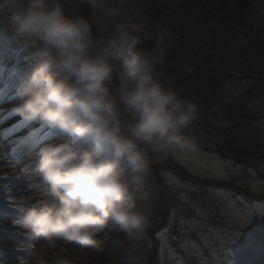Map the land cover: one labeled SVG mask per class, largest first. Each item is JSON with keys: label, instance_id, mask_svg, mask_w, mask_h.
I'll list each match as a JSON object with an SVG mask.
<instances>
[{"label": "clouds", "instance_id": "clouds-1", "mask_svg": "<svg viewBox=\"0 0 264 264\" xmlns=\"http://www.w3.org/2000/svg\"><path fill=\"white\" fill-rule=\"evenodd\" d=\"M0 23L34 48L5 108L29 127L38 156L32 174L58 201L37 208L31 197L18 200L12 223L27 239L20 264H70L73 253L99 252L96 237L113 231L144 239L153 164L199 151V108L160 71L170 33L153 37L130 0H0ZM42 129L63 138L43 139Z\"/></svg>", "mask_w": 264, "mask_h": 264}, {"label": "rangeland", "instance_id": "rangeland-1", "mask_svg": "<svg viewBox=\"0 0 264 264\" xmlns=\"http://www.w3.org/2000/svg\"><path fill=\"white\" fill-rule=\"evenodd\" d=\"M236 1L130 0V12L142 18L153 37L170 33L160 71L181 96L197 104V121L208 129L199 133L198 152L151 168L150 234L158 242L156 261L148 235L129 242L113 231L96 237L99 252L73 253L70 264L264 263V29L259 30L264 11L244 36L229 9ZM65 6L89 16L84 5ZM238 37L248 44L238 46ZM145 47H154V39ZM33 51L0 23V253L19 264L27 239L12 223L18 218V200L31 197L29 206L37 208L58 204L31 175L38 156L29 127L5 108L18 78L33 66ZM226 77V83L214 87ZM198 88V94L189 95ZM40 136L63 138L48 129Z\"/></svg>", "mask_w": 264, "mask_h": 264}, {"label": "bare ground", "instance_id": "bare-ground-1", "mask_svg": "<svg viewBox=\"0 0 264 264\" xmlns=\"http://www.w3.org/2000/svg\"><path fill=\"white\" fill-rule=\"evenodd\" d=\"M211 1L222 5L224 3L228 4L230 0H211ZM263 5H264V0H259L258 3H254V0H237L236 3H234V6L232 8H229L230 11L234 13L235 20L238 21L239 25L237 26H239L240 29L239 34L240 33L244 34V36L246 34H251V29L253 28V26H256V24L259 22V20L262 17V12L264 11ZM263 29H264V21L259 25V30H263ZM46 187L47 186H43V188ZM15 229L19 231L17 227ZM76 245L78 244H76L75 242H69L67 244L64 243L63 247L69 248ZM18 255H21V253H19ZM262 261H263L262 259H257L256 264H264L262 263ZM0 264H19V263L9 262L6 256L3 253H0ZM238 264H242V261L239 260Z\"/></svg>", "mask_w": 264, "mask_h": 264}, {"label": "trees", "instance_id": "trees-1", "mask_svg": "<svg viewBox=\"0 0 264 264\" xmlns=\"http://www.w3.org/2000/svg\"><path fill=\"white\" fill-rule=\"evenodd\" d=\"M212 78L215 79L216 76H212ZM228 79H229V77H226L225 79L218 81V82L214 85V87H217L218 85H220V86L223 85L224 83L227 82ZM187 89H188V87H187ZM198 90H199V88L196 89V90L191 91V92L189 93V95H190V96H193V94H198ZM203 91H204V90H202V92H203ZM199 123H200V122L196 121L195 124H194V128L197 130V132H198V133L206 132L207 129H208V127H206V125L202 127Z\"/></svg>", "mask_w": 264, "mask_h": 264}]
</instances>
